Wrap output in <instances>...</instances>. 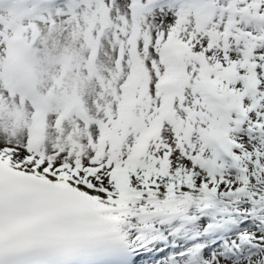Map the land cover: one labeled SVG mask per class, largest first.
<instances>
[{
	"label": "snow or ice",
	"instance_id": "1",
	"mask_svg": "<svg viewBox=\"0 0 264 264\" xmlns=\"http://www.w3.org/2000/svg\"><path fill=\"white\" fill-rule=\"evenodd\" d=\"M0 264H264V0H0Z\"/></svg>",
	"mask_w": 264,
	"mask_h": 264
}]
</instances>
